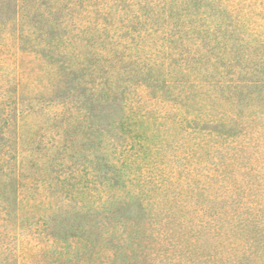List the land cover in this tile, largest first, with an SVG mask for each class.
Listing matches in <instances>:
<instances>
[{
	"label": "trees",
	"instance_id": "obj_1",
	"mask_svg": "<svg viewBox=\"0 0 264 264\" xmlns=\"http://www.w3.org/2000/svg\"><path fill=\"white\" fill-rule=\"evenodd\" d=\"M67 30L74 37L66 47ZM9 37L47 62L70 59L60 69L80 94L45 104L62 106L60 116L76 109L78 128L90 119L92 90L126 110L119 121L124 140L116 146L144 216L122 218L111 208L101 221V247L91 248L85 235L91 225L82 216L69 236L50 229L49 220L39 224L43 214L33 203L41 200L31 190L36 174L24 161L40 151L35 138L25 141L24 129L38 98L26 96L8 69ZM172 75L181 89L178 188L150 167L164 88L156 78ZM263 92L264 0H0V264H22L23 250L29 256L37 240L38 264H124L118 245L129 242V254L136 237L147 242L141 250L147 264H264V115L253 109ZM61 171L71 173L61 190H78L72 197L88 211L116 204L106 195L108 180L87 172L83 185L73 168Z\"/></svg>",
	"mask_w": 264,
	"mask_h": 264
},
{
	"label": "rangeland",
	"instance_id": "obj_2",
	"mask_svg": "<svg viewBox=\"0 0 264 264\" xmlns=\"http://www.w3.org/2000/svg\"><path fill=\"white\" fill-rule=\"evenodd\" d=\"M73 37L74 33H71L70 30H67L63 35L62 41L66 47L69 46ZM3 47V53L10 56L7 61L8 69L20 77V89L26 96L36 95L38 98L35 103H32L34 105L25 117L24 129H26L27 135L25 141L30 138L34 140L35 138V141L40 144V147L37 148L40 151L35 154L36 158L34 160L31 161L26 158L24 161L26 166H30L36 174V179L33 181L34 187L31 190L34 191L41 201L33 203V205L38 213L46 216H40L44 220H41L42 223L40 222L39 224H46L45 220H49L48 227L50 229L57 233H63L64 236H69L72 232H76L80 224H82L79 218V216H82V218H86L89 226L91 225L90 231L85 232L86 238L91 241V248L101 247L104 242L102 233H99L102 229L101 221L105 220L104 214H110L109 210L111 208L116 209V211L119 210L122 218L132 214L138 219L142 215L144 216L138 201L134 199V197L137 198V193L135 191V183L131 178V172L120 165L119 147L116 146L124 140L119 121H122L125 117L126 110L122 108L119 101L111 103V101L104 99L100 91L92 90L90 93H86L88 103L86 105L92 109L90 119L84 124L85 127L78 128L75 123L81 118L74 113L76 109H74L75 111L67 112L64 115L66 117H64L59 115L60 107L62 106H47L45 104L50 98H55L57 99L56 104L63 105L66 101L75 100L80 94V92L71 91V89H74L72 87L74 79L67 77L64 71L61 70L62 66H66V62H69L70 59L47 62L32 50L21 48L14 37H9L4 42ZM82 48L84 49V46ZM173 67L178 66L175 64ZM83 73L89 77L85 71ZM148 73L150 74L151 72L147 68ZM91 76L93 77V75ZM156 77L158 76H154V78ZM170 77L172 78L161 76L156 78L162 80L161 85L164 88L158 92L162 103L157 102L160 113L156 114L159 116V120H157L155 127L158 128L159 133L156 131L155 137L157 136V140L155 141V147H153L154 155L151 156L150 167L155 169L153 174L158 172V177L163 179L164 182L171 181L173 186L178 188L182 172V152L179 142L181 136L177 119L178 106L176 104L181 99V89L177 75ZM169 79L173 80L170 81ZM40 98L43 99L40 100ZM253 106H255L253 109L257 116L259 118L262 117L264 115V92ZM171 107L174 112L173 115H169V108ZM163 123H165L164 126H162ZM33 132H35L34 135ZM43 133H46V137L42 136ZM25 145L23 142L22 146L27 152V146ZM52 155H54V158ZM114 165L115 167L118 165V171L115 175L111 170L112 168L114 169ZM48 167L55 168V172L53 174L50 173ZM68 167L73 168L76 176L81 177L83 185H88L87 182H90V177L88 176V178L85 175L87 172H90V176H93L95 180L98 178L108 180L111 185V191L106 192V195L109 194L115 197L116 204L102 207L96 211H88L89 206L86 203L77 204L72 194H77L78 190L70 191L68 188L65 191L64 189L61 190L60 182L65 179L71 180V173L68 174L61 171ZM47 177L48 181L45 180ZM50 179L54 180L53 186L50 183ZM121 181L125 183L122 185ZM177 190L175 189L174 192ZM148 193L150 196H154L158 192ZM144 195L147 202V192ZM25 204L23 202L22 208L26 210ZM134 240L133 246L129 248V254L126 252L127 247L130 245L129 242L122 241L119 243V258H122L124 264L135 263L136 259L139 262H143L142 264H147V254L141 251L144 247L147 248L146 240H137V237ZM32 244L31 252L30 250L28 251L29 256L25 255L23 250L22 264H38V258L33 251L40 249L43 243L37 240L33 241ZM117 244L115 242V245ZM85 249H88V247L83 248V250ZM49 259L53 260V258Z\"/></svg>",
	"mask_w": 264,
	"mask_h": 264
}]
</instances>
